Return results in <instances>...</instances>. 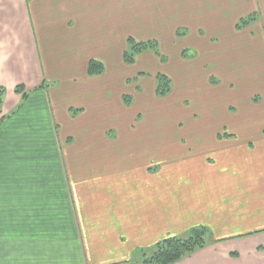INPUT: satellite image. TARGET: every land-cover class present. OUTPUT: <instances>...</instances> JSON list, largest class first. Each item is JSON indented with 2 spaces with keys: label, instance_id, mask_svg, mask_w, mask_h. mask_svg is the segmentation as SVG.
I'll use <instances>...</instances> for the list:
<instances>
[{
  "label": "crops",
  "instance_id": "obj_1",
  "mask_svg": "<svg viewBox=\"0 0 264 264\" xmlns=\"http://www.w3.org/2000/svg\"><path fill=\"white\" fill-rule=\"evenodd\" d=\"M138 1L0 0V85L7 89L0 114L1 264L13 259L14 264H58L59 237L79 264H139L142 250L199 225L210 228L209 245L176 264H264V140L249 148L244 139L216 137L205 150L208 130L201 125L214 107L209 112L201 107L197 130L203 153L180 154L170 163L168 148L163 149L156 174L146 170L143 152L121 146L117 154L118 140L103 135L101 144L92 141L101 121L113 116L110 84L129 75L128 41L118 30L132 28ZM129 3L136 8L133 14ZM150 4L160 8L168 33L185 35L183 54L189 48L197 54L182 55L178 68L190 60L198 68L233 65L235 51L239 60L242 52L231 38L239 33L241 41L248 31L239 32L236 24L256 5L264 15V0ZM91 60L103 63L102 74L88 73ZM184 71L168 74L182 77ZM226 72L221 68L220 74ZM220 74L222 82L229 79ZM199 75V70L191 73L190 81L209 79ZM43 78L60 86L46 92L40 88ZM21 84L28 97L16 91ZM63 84L68 92L60 96ZM214 92L201 94L203 104H213ZM95 95L99 101L89 112ZM122 96L121 89L120 119L107 121L103 131L121 124ZM76 107L83 109L79 120L70 114ZM58 113L67 139L59 135ZM236 125L246 136L249 120ZM72 135L77 142L69 143ZM27 237L38 248L45 243V250L25 248Z\"/></svg>",
  "mask_w": 264,
  "mask_h": 264
},
{
  "label": "rangeland",
  "instance_id": "obj_2",
  "mask_svg": "<svg viewBox=\"0 0 264 264\" xmlns=\"http://www.w3.org/2000/svg\"><path fill=\"white\" fill-rule=\"evenodd\" d=\"M150 3L151 0L138 1L137 12L133 16L135 22L132 28L127 31L122 25L118 30V37L125 40V42L130 37H133L137 42L156 41L159 45V53L153 50H145L142 52L143 55L138 53L135 56V61L129 63L130 66L127 69L130 71L126 80L123 82L122 73L121 83L110 84L109 91H106L108 101L113 104V116L111 118L113 120L120 119L121 100H118L117 93L122 89V106L125 111L122 113V125H108L106 130L103 131L101 128L111 119L102 120L99 129L96 131V137L92 139L94 144H101L103 135L106 139L118 140L117 146L119 148L114 150L117 154H122L121 146L132 153L141 154L143 152L146 158L144 160L146 170L155 174L161 169V162L158 161V158L163 149L168 148L170 163H172V160L180 157V154L196 156L203 153L204 149H209L211 140L216 137L219 139H244L249 148L260 146L262 140H264V112L261 110L264 108V15L258 11L259 7L256 5L252 10L253 12L250 11L245 14L240 22L236 24L238 31L248 30L244 31L241 41V34L239 33H236L237 35H234L233 39L231 38L232 41L237 43L234 44L236 50H239V46H241L242 54L239 60L238 51H235L234 64L226 67L227 72L225 74H220L221 68L226 69L225 67H213L212 69L205 66L198 68L193 65V60H190V65L178 68L179 60L182 55L184 57L186 53L183 54V52L187 50L186 48L183 49L188 44L182 40L185 35L176 33L172 36L168 33V29L163 27L160 8L153 7ZM129 9L132 14L136 11L132 3H129ZM146 9L159 14L152 16L148 12V16ZM244 20L249 21V23L241 26L240 24ZM187 39L193 40V36H189ZM128 48L129 45L126 50ZM181 49L183 50L180 52ZM189 50L186 54L187 58L194 59L193 56L196 57L197 54L192 55L193 48H189ZM178 69L185 70L184 76L178 77L168 74L171 71L177 73ZM198 70L200 71L199 77L203 74L205 81L209 77L206 82L201 80L190 81V74ZM88 73L90 74L89 68ZM160 74H167L172 79V89L167 95L160 96L156 93L159 82L158 75ZM217 74L229 79L222 82ZM205 85H207V88ZM41 86V89L49 92L51 89L56 90L60 84L43 78ZM102 91H105V88ZM205 91H215L211 95L213 104H203L201 94ZM67 92V84H63L58 89L60 96ZM222 95V98L219 97ZM98 98L100 97L95 95L90 99L87 106L89 112L96 108ZM92 102L94 105L89 107ZM201 107H204L207 112L210 111L211 107H214L212 113H208L204 118V125H201V127L206 128L205 130H208L205 138L208 146L204 149L199 146L201 136L197 130V126L203 118L200 114ZM82 111L83 109L79 107L70 108V114L74 120H79L82 117L79 115ZM255 115L258 116L255 117ZM245 119L249 120L250 129L247 135L243 136L242 132L237 130L236 124ZM58 125L59 135L67 139V131L62 125L60 113H58ZM76 139L75 135L68 137L69 143L77 142ZM83 149L85 152L86 148ZM65 204L62 208H65ZM201 226L208 229L207 237L209 235L211 240L210 228L204 225L198 227ZM61 229L59 228V231ZM191 229L180 235H187ZM11 231L15 230L11 228ZM47 238L44 236V239ZM60 241L59 237L58 264H79L72 254L67 253L66 246ZM38 245L32 242V238L27 237L25 248H29L30 251L34 249L45 250V243L42 244V248H38ZM25 250L29 252L28 249ZM72 256L73 260L71 259ZM141 256L140 253L138 260H141ZM243 258L249 257L245 255ZM13 261L16 260H6L5 264H14Z\"/></svg>",
  "mask_w": 264,
  "mask_h": 264
},
{
  "label": "trees",
  "instance_id": "obj_3",
  "mask_svg": "<svg viewBox=\"0 0 264 264\" xmlns=\"http://www.w3.org/2000/svg\"><path fill=\"white\" fill-rule=\"evenodd\" d=\"M248 23L249 21L244 20L240 25L242 26ZM128 45L129 48L124 53V60L127 64L133 63L135 61V56L145 50H153L159 53V45L156 41L151 40L137 42L133 37H130L128 39ZM89 72L91 75L102 74L104 72L103 63L97 60H91ZM158 79L159 82L156 87V93L160 96L167 95L172 89L171 77L167 74H160L158 75ZM41 87L42 86H40V88ZM6 91V87L0 85V114L3 111ZM16 91L18 93H22L24 98L28 97L27 90L23 84L18 85ZM1 125L2 123L0 122V127ZM207 234L208 229L206 227L197 226L192 228L187 235L168 236L159 241L152 248L142 250V258L139 261V264H176L179 261H182L194 253L206 248L210 243L209 235L207 237Z\"/></svg>",
  "mask_w": 264,
  "mask_h": 264
}]
</instances>
